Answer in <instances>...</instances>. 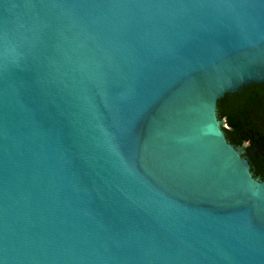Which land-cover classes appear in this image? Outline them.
Returning a JSON list of instances; mask_svg holds the SVG:
<instances>
[{
	"label": "water",
	"instance_id": "1",
	"mask_svg": "<svg viewBox=\"0 0 264 264\" xmlns=\"http://www.w3.org/2000/svg\"><path fill=\"white\" fill-rule=\"evenodd\" d=\"M261 83L264 0H0V264H264Z\"/></svg>",
	"mask_w": 264,
	"mask_h": 264
},
{
	"label": "trees",
	"instance_id": "2",
	"mask_svg": "<svg viewBox=\"0 0 264 264\" xmlns=\"http://www.w3.org/2000/svg\"><path fill=\"white\" fill-rule=\"evenodd\" d=\"M225 121V137L234 146L245 144L253 177L264 179V83L244 86L239 98L217 102Z\"/></svg>",
	"mask_w": 264,
	"mask_h": 264
},
{
	"label": "flooded vegetation",
	"instance_id": "3",
	"mask_svg": "<svg viewBox=\"0 0 264 264\" xmlns=\"http://www.w3.org/2000/svg\"><path fill=\"white\" fill-rule=\"evenodd\" d=\"M245 147H246V145L243 146V148H244V151H245V156L247 157V150L245 149ZM247 159H248V157H247Z\"/></svg>",
	"mask_w": 264,
	"mask_h": 264
}]
</instances>
